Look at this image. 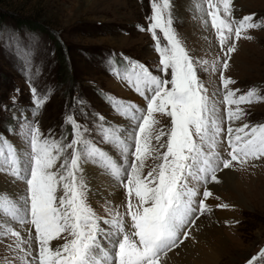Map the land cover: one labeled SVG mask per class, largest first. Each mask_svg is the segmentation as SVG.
I'll return each instance as SVG.
<instances>
[{
	"label": "snow or ice",
	"instance_id": "snow-or-ice-1",
	"mask_svg": "<svg viewBox=\"0 0 264 264\" xmlns=\"http://www.w3.org/2000/svg\"><path fill=\"white\" fill-rule=\"evenodd\" d=\"M219 4L223 18L219 5L211 0L208 7L214 10L208 15L221 50L230 59L236 51L235 41L242 35L251 39L246 33L264 24L254 22L252 15L233 18L232 0H219ZM151 8L150 24L141 31L151 32L163 75H153L145 65L131 60L124 72L118 65L111 68L117 79L146 102L142 108L117 97L107 98L114 112L128 122L127 128H113L99 113L91 114L96 118L91 126L69 115L72 139L63 143L43 137L35 125L24 124L18 133L26 146L24 165L15 145L0 142V172L27 186L26 195L19 197L0 192V227L4 229L0 239L9 235L16 239L15 250L23 254L21 264H163L162 258L189 239L196 221L211 211L206 201L213 193L206 185L219 183L217 172L264 160V125L233 126L245 115L241 105L262 101L264 96L256 89L237 95L239 89L229 87L235 81L223 74L229 67L225 59L220 74L224 89L221 103L228 122L225 129V118L218 116L215 102L198 79L199 62L172 28L169 0H152ZM31 91L35 107H42L47 98L41 97L34 85ZM156 114L170 118L169 131L156 129ZM84 116L90 118L87 112ZM222 133L230 149L229 159L216 151ZM163 137L167 139L161 143ZM153 139L166 151L161 154ZM100 145L113 146L125 160L130 156L133 160L121 168ZM152 152L162 162L145 176L144 160ZM87 163L100 166L124 187L130 225L119 212L106 209L110 218H103L89 206L83 172ZM15 225H30L27 237ZM102 239L108 240L111 250L104 247ZM60 240L64 243L59 246L52 243ZM247 264H264V249Z\"/></svg>",
	"mask_w": 264,
	"mask_h": 264
},
{
	"label": "rangeland",
	"instance_id": "rangeland-1",
	"mask_svg": "<svg viewBox=\"0 0 264 264\" xmlns=\"http://www.w3.org/2000/svg\"><path fill=\"white\" fill-rule=\"evenodd\" d=\"M151 3L152 0H0V142L7 140L15 145L25 164L26 146L18 135L24 124L35 125L43 137L63 143L72 139L67 123L69 115L91 126V121L96 119L91 114L99 113L113 128L117 125L127 128L128 122L114 112L107 98L117 97L142 108L146 107V102L117 79L111 68L118 65L124 72L127 61L131 60L145 65L153 75H163L151 32L141 31L150 24ZM169 3L172 28L189 55L199 62L198 79L207 89L210 100L215 102L219 117L225 118L220 79L225 59L229 67L223 74L235 81L229 87L239 89L237 95L256 89L264 96V27L249 30L246 34L251 39H244L242 35L235 41L236 51L229 59L211 26L208 13L214 9H209V0H169ZM211 3L219 5V15L223 18L219 0H211ZM231 8L236 20L252 15L254 22L264 24V0H232ZM158 35L166 44L162 33ZM33 85L41 97L47 98L40 108L33 103ZM240 107L245 115L234 122V127L244 123L264 125V100ZM85 112L90 114L88 120ZM156 117L159 120L156 129L169 131L170 118L160 114ZM222 126L227 128L226 118ZM65 137L67 139H62ZM166 139L163 137L161 143ZM219 139L216 151L222 158L229 159L225 134ZM152 144L161 154L166 151L154 139ZM100 146L121 168H126L133 160L131 156L125 160L113 146ZM161 162L155 152L149 153L144 160L143 175L147 176ZM83 172L88 204L96 214L110 218L106 209L112 210L119 212L125 223H131L126 214V191L120 182L92 163L84 164ZM222 172H226V184L220 179ZM217 177L219 183H209L217 185L216 191L212 188L213 197L206 201L211 211L196 221L190 241H184L194 246L193 261L184 262L179 258L178 252L184 251L183 243L168 252V264H247L264 249V160L249 161L243 168L237 165L224 169L217 172ZM111 183L118 187L117 204L108 203L102 193L95 191ZM10 184L20 188L21 196L26 195L27 186L22 180L0 172V185ZM219 204L229 207L219 208ZM15 227L25 237L31 228L30 225ZM3 230L0 227V231ZM101 242L111 250L108 240ZM63 243L60 240L57 245ZM15 245L16 239L10 235L0 239V264H21L18 258L23 254L15 250Z\"/></svg>",
	"mask_w": 264,
	"mask_h": 264
},
{
	"label": "bare ground",
	"instance_id": "bare-ground-1",
	"mask_svg": "<svg viewBox=\"0 0 264 264\" xmlns=\"http://www.w3.org/2000/svg\"><path fill=\"white\" fill-rule=\"evenodd\" d=\"M18 152H19V150H18ZM21 152V151H20ZM19 154H21V153H19ZM24 157V156H23ZM21 163H23L24 164V162L23 161H21ZM222 178V180H225V178H226V172H222V174L220 175V179ZM94 179V178H93ZM219 179V178H218ZM97 181V180H96ZM222 182V181H221ZM225 182V184H226V180L224 181ZM96 184H99V182H97ZM237 184V182H235V185ZM104 186H106V187H104L102 190H95L96 191V193H102L101 195L103 196L102 198L104 199V200H106L108 203H114V204H117L118 203V201H119V191H118V187L116 186V184H114V183H111V184H104ZM209 186V190L211 191V192H213V190H212V188L216 191V188H217V185H215V183H213L212 185L211 184H209L208 185ZM214 186H215V188H214ZM20 188L18 187V186H13V184H10V185H7V186H4V185H0V192H8V193H13V194H15L16 196H21V193H22V191H20L19 190ZM94 191V190H93ZM23 195H25V194H23ZM126 224H129L130 225V223H128V222H126ZM198 225L197 226H201L199 223H197ZM102 227H104L105 229H107V227L108 226H105V225H103L102 224ZM196 236H199V234L198 235H196ZM202 237H203V235H202ZM189 241H190V239H189ZM188 242V241H187ZM54 245H56V246H58L57 244H58V241H53L52 242ZM112 248V247H111ZM182 248H184V251L182 252V251H180V252H178L179 254H180V259L182 260V261H184V262H189V260H192L193 259V256H192V251L194 250V246L192 245V243L190 244V243H184V245L182 246ZM200 250V249H199ZM177 253V252H176ZM172 255H176V254H172ZM179 256V255H178ZM177 256V257H178ZM176 257V258H177ZM195 258V257H194ZM19 259V258H18ZM30 259V258H29ZM163 259V263H165V264H168L170 261V257L169 256H166V257H164V258H162ZM176 260V259H175ZM174 260V261H175ZM173 261V262H174ZM193 261V260H192ZM195 261V260H194ZM198 261V260H197ZM178 263V262H177ZM172 264V263H171ZM185 264V263H184ZM187 264V263H186Z\"/></svg>",
	"mask_w": 264,
	"mask_h": 264
},
{
	"label": "trees",
	"instance_id": "trees-1",
	"mask_svg": "<svg viewBox=\"0 0 264 264\" xmlns=\"http://www.w3.org/2000/svg\"><path fill=\"white\" fill-rule=\"evenodd\" d=\"M23 21H24V20H22V22H23ZM29 27H30V28H34V26H33V25H29Z\"/></svg>",
	"mask_w": 264,
	"mask_h": 264
}]
</instances>
